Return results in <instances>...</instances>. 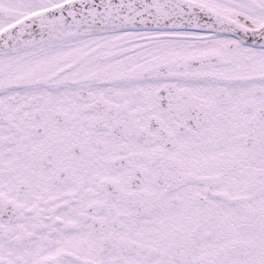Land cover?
<instances>
[{
	"label": "snow or ice",
	"instance_id": "6c2138e0",
	"mask_svg": "<svg viewBox=\"0 0 264 264\" xmlns=\"http://www.w3.org/2000/svg\"><path fill=\"white\" fill-rule=\"evenodd\" d=\"M0 264H264V0H0Z\"/></svg>",
	"mask_w": 264,
	"mask_h": 264
}]
</instances>
